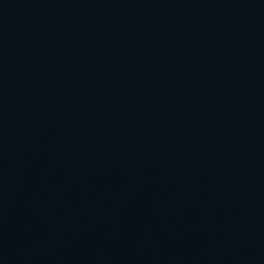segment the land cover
<instances>
[{
    "label": "water",
    "instance_id": "obj_1",
    "mask_svg": "<svg viewBox=\"0 0 264 264\" xmlns=\"http://www.w3.org/2000/svg\"><path fill=\"white\" fill-rule=\"evenodd\" d=\"M0 264H264V0H0Z\"/></svg>",
    "mask_w": 264,
    "mask_h": 264
}]
</instances>
